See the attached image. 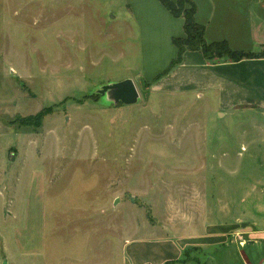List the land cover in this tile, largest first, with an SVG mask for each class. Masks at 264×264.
I'll list each match as a JSON object with an SVG mask.
<instances>
[{"label":"rangeland","instance_id":"obj_1","mask_svg":"<svg viewBox=\"0 0 264 264\" xmlns=\"http://www.w3.org/2000/svg\"><path fill=\"white\" fill-rule=\"evenodd\" d=\"M127 24L111 0H0V169L16 155L34 196L19 219L28 248L5 233L0 263L143 264L160 252L140 241L224 226L225 240L164 263L264 264L261 111L217 116L212 100L151 90L168 64L141 59ZM124 79L134 103L103 90ZM4 197L0 233L17 222Z\"/></svg>","mask_w":264,"mask_h":264},{"label":"crops","instance_id":"obj_2","mask_svg":"<svg viewBox=\"0 0 264 264\" xmlns=\"http://www.w3.org/2000/svg\"><path fill=\"white\" fill-rule=\"evenodd\" d=\"M118 10L125 13L132 21L127 24L129 36L131 27L137 31V53L141 59L159 60L166 66L176 57L177 50L172 43L173 37L184 35L183 18L172 16L159 0H111ZM196 5L195 19L204 25V37L207 42L226 40L235 50L259 51L264 47V0H192ZM117 18V15H113ZM164 66V67H165ZM166 69V68H165ZM158 72L155 74L157 75ZM154 75V76H155ZM166 75V74H165ZM151 79H153V77ZM164 76V75H163ZM171 82L170 79H174ZM159 87L162 93L187 94L188 98L215 102V113L227 114L241 108L257 109L258 119L264 118V57L250 58L232 62L222 59L209 62L201 52L186 50L182 60L164 78L162 76L151 85V90ZM4 171L0 179V197L4 207L1 211H10L17 219L15 225L0 233V261L10 257L8 241L5 233L10 235V242L21 250L23 255L28 242L23 241L24 229L20 227V216L24 213V206L30 204L34 196L24 197L20 188L24 183V171L18 170V158H8L5 152ZM22 166V165H21ZM23 167V166H22ZM28 180V186L43 178L41 170H33ZM25 170V169H24ZM23 173V174H22ZM1 177V176H0ZM38 201L42 192L36 189ZM31 198V199H30ZM29 200V201H28ZM44 201L41 202V207ZM34 204V203H33ZM226 227H216L203 235H193L176 240H145L138 243L151 244L152 249L160 252L158 257L143 264H165L168 260H177L183 249L195 246H205L225 240ZM135 243L128 241L126 244ZM16 252V251H15ZM163 252V257L161 255ZM17 253V252H16ZM171 253L173 254L171 255ZM18 254V253H17ZM4 261V260H3ZM3 264V263H0ZM6 264V263H4ZM129 264V263H127Z\"/></svg>","mask_w":264,"mask_h":264},{"label":"trees","instance_id":"obj_3","mask_svg":"<svg viewBox=\"0 0 264 264\" xmlns=\"http://www.w3.org/2000/svg\"><path fill=\"white\" fill-rule=\"evenodd\" d=\"M159 1L172 16L183 18L184 35L172 38V43L177 50L176 57L170 61L166 69L153 77V81L167 74L179 64L186 50L201 52L209 62H216L222 59L236 62L243 59L264 57V47L259 51L235 50L229 46L226 40L207 42L204 37V25L198 23L195 19L196 5L192 0ZM17 125L21 126L22 123L18 122Z\"/></svg>","mask_w":264,"mask_h":264},{"label":"water","instance_id":"obj_4","mask_svg":"<svg viewBox=\"0 0 264 264\" xmlns=\"http://www.w3.org/2000/svg\"><path fill=\"white\" fill-rule=\"evenodd\" d=\"M107 89L115 90L117 99H120L122 102L131 104L136 101L137 90L131 79H124L113 83L112 85H106L103 87V90ZM131 200L134 201L133 198H131Z\"/></svg>","mask_w":264,"mask_h":264}]
</instances>
